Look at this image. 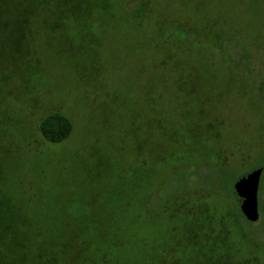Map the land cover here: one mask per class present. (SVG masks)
Masks as SVG:
<instances>
[{
    "label": "rangeland",
    "instance_id": "rangeland-1",
    "mask_svg": "<svg viewBox=\"0 0 264 264\" xmlns=\"http://www.w3.org/2000/svg\"><path fill=\"white\" fill-rule=\"evenodd\" d=\"M87 1L82 16L40 0L0 15L27 19L19 48L10 28L0 42V250L20 238L25 264H206L225 249L189 254L182 233L206 212L183 208L212 202L233 254L264 245V185L256 223L233 194L264 163V0H150L137 18L130 0ZM54 111L74 125L60 144L40 130Z\"/></svg>",
    "mask_w": 264,
    "mask_h": 264
},
{
    "label": "trees",
    "instance_id": "trees-1",
    "mask_svg": "<svg viewBox=\"0 0 264 264\" xmlns=\"http://www.w3.org/2000/svg\"><path fill=\"white\" fill-rule=\"evenodd\" d=\"M79 1H80L79 3L75 4L74 8H70L68 6L71 3V0H58L59 3L57 2L58 4L57 3H56L57 5L55 4L56 7L54 6V2H56V0H52V1L51 0H40L41 2L40 4L43 5L45 10H48L49 13L56 15V16H62V14L64 15L66 12L68 13L69 11H71L72 14L74 15L81 14L82 16L84 15V13L88 11V8L86 7V3L88 1L87 0H79ZM132 2L135 3L134 5L137 6L133 8V12H136L133 15V17L135 18L139 17V15L143 17L144 15L143 12L145 8L150 9L151 7L150 0H138L137 2L134 0H130L126 3L127 8ZM139 4H141V6H139ZM18 6L19 5L17 3L15 8H17ZM6 7H7V0H0V15L6 12ZM32 11L26 9V10H23V13L31 14ZM18 14L21 15V13H18ZM14 18L15 20L12 18L8 20V22H3V20H0V42L2 41L3 35H5L4 32L9 28L13 29L7 32V35L10 34L9 38L7 39L10 41L13 35H15L14 37H16L17 35L20 34L19 41L18 40L15 41L13 37V45H14L13 48L15 49V48H19L22 45V39L24 37V32L27 26V19L22 18L20 16H14ZM164 21L166 23L161 22L165 24L164 25L162 24L160 28H163L167 25V21L165 19ZM158 35H159L158 38L161 44H164L166 41H168L170 37V34L168 33V31H165V29H162L161 33H159ZM165 64H166V61H162L161 65H165ZM73 128H74V125H73L72 120L60 111L51 112L50 114L45 116L40 123V130H41L43 138L47 142L52 143V144H60L64 142L65 140H67L72 134ZM178 190L181 192V194L186 193V192H182V189H178ZM178 190H176V192ZM152 204H153L152 206H154L153 202ZM194 205L195 203L190 204V205L188 204V206L190 207L188 208L184 207L183 212L184 213L186 212V214L189 216V215H194L195 214L194 210L197 208L199 211L205 210L206 213H203L202 211L201 212L203 213L206 221L203 225H201V230H202L201 234H196L192 229L193 227L192 224H194L196 220L195 216L192 217L191 224L185 227L182 233V239L184 243L187 242L190 245V248L188 251L189 254L195 255V257H198L199 255L198 251L200 250V248L204 250L207 249L208 251H210V253L216 251L217 249H220V250L225 249L221 253L217 254L216 256L211 255L209 258H203V260L206 262V264H264L263 257L258 255V251L260 249H264V245L262 243L253 241V245L250 246L249 249H247V252L244 255L239 256V255H235L232 253V250L234 249H236V251L238 252H241L240 248L241 246L243 247V245L241 246L238 244L236 245L233 239H231L227 231V228L225 227L223 223L224 221L223 220L221 221L220 218L216 216V211L213 208V205H215V203L213 204L212 202L210 205V208L206 204L200 207L199 206L194 207ZM147 210L150 213L151 217L150 216L149 217H150V221L152 222V220L155 219L156 216H158L157 211L154 210V207H151V208L148 207ZM263 212H264V208H263ZM211 218L219 219L220 226L218 228L211 224L210 222ZM10 231L13 232V226L11 224L10 225L8 224L7 226L4 225V227L1 228L2 233L6 234L8 232L10 233ZM101 235L105 237L106 235H108V233L106 230L101 229ZM218 240L219 242H217ZM23 242L24 241L20 240V238L12 240L10 244L11 249L14 246L16 249V251L15 250L14 251L17 253H20L19 250L23 247ZM202 242H204L205 245ZM211 242H214L215 244L211 245ZM114 247L118 248V245L115 244ZM0 248H6V249L9 248V243L7 239L0 238ZM180 250H181L180 244H176L174 248H172L173 252L180 251ZM14 251L6 250L5 252L3 251V249H1L0 250V264H3L6 258L11 259L12 261L11 264H25L24 256H22V254H15ZM77 259H80V258L77 257ZM51 262L54 263L55 261L51 260ZM105 263H106V260H103L102 264H105ZM70 264H74V260H71ZM194 264H201V263L198 260V262Z\"/></svg>",
    "mask_w": 264,
    "mask_h": 264
},
{
    "label": "water",
    "instance_id": "water-1",
    "mask_svg": "<svg viewBox=\"0 0 264 264\" xmlns=\"http://www.w3.org/2000/svg\"><path fill=\"white\" fill-rule=\"evenodd\" d=\"M262 170V167L257 166L242 174L233 188V194L240 210L246 220L251 223H256L261 218L259 185Z\"/></svg>",
    "mask_w": 264,
    "mask_h": 264
},
{
    "label": "flooded vegetation",
    "instance_id": "flooded-vegetation-1",
    "mask_svg": "<svg viewBox=\"0 0 264 264\" xmlns=\"http://www.w3.org/2000/svg\"><path fill=\"white\" fill-rule=\"evenodd\" d=\"M262 167L263 170H262V175H261V179H260V185H259V194L261 193V190L263 188V185H264V163H258L256 165H254L251 169H253L254 167ZM251 169H249L248 171H250ZM260 205V204H259ZM260 212H261V209H260Z\"/></svg>",
    "mask_w": 264,
    "mask_h": 264
}]
</instances>
